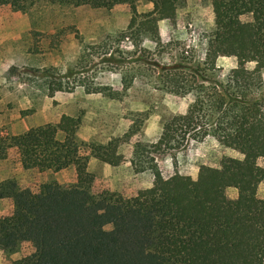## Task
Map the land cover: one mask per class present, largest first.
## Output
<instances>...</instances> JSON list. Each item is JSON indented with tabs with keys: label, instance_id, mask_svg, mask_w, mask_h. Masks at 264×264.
Masks as SVG:
<instances>
[{
	"label": "trees",
	"instance_id": "obj_1",
	"mask_svg": "<svg viewBox=\"0 0 264 264\" xmlns=\"http://www.w3.org/2000/svg\"><path fill=\"white\" fill-rule=\"evenodd\" d=\"M136 1L0 0V5L30 13L41 4L110 8L122 3L134 14ZM146 1L152 8L143 14L147 20L142 27L149 30L137 33L162 44L157 21H173L185 0ZM210 3L213 26L206 34L202 59L192 63L191 57H182L184 64H155L160 71L158 88L192 95L184 113L163 122L162 140L168 149H179L210 136L249 154V159L225 157L219 166L201 164L194 179L172 173L134 196L121 197L94 192L93 174L87 169L90 157L116 164L121 138L95 145L80 140L79 114L15 135L0 132V159L15 147L24 169L55 172L71 166L75 173L73 182L46 180L35 190L22 189L14 177L0 180V199L11 200L9 213L0 216V251L15 252L22 242L33 248L10 264H264V198L257 196L264 169L256 163L264 156V0ZM125 33L119 31L116 40ZM110 52H117L118 58L104 60L124 61L121 50ZM230 55L235 65L220 74L216 60ZM138 60L147 63L145 58ZM247 62L253 67L247 68ZM43 75L49 96L70 89L64 74L48 70ZM78 84L86 92L118 95L110 86L83 78ZM136 131L130 127L123 137ZM139 146L134 145V154L141 151ZM227 187L237 190L235 200L226 197Z\"/></svg>",
	"mask_w": 264,
	"mask_h": 264
},
{
	"label": "rangeland",
	"instance_id": "obj_2",
	"mask_svg": "<svg viewBox=\"0 0 264 264\" xmlns=\"http://www.w3.org/2000/svg\"><path fill=\"white\" fill-rule=\"evenodd\" d=\"M151 8L146 0L136 1L134 14L122 3L110 8L41 4L30 13L0 5V132L15 135L31 126L57 122L63 115L79 114L80 140L95 145L121 138L116 164L94 157L87 164L93 174L94 192L108 191L121 197L134 196L137 190L172 173L194 179L201 164L219 166L225 157L248 160L249 154L220 145L210 136L190 141L179 149L166 147L161 126L173 114L184 113L192 95L178 96L158 88L160 71L155 64H184V57H191L192 63L201 60L213 14L210 0H185L173 21H157V30H163V35L162 44H155L137 33L149 30L148 26L142 27V22L147 20L143 14ZM121 30L126 36L116 40ZM136 40L140 42L136 44ZM115 49L122 51L124 61L104 60L118 58L117 52H110ZM141 57L147 63L138 60ZM216 64L220 74H224L235 65V58L219 56ZM253 65L246 63L249 69ZM11 66L14 69L8 70ZM48 70L64 74L63 80L70 89L49 96L43 75ZM261 76L264 80V70ZM81 78L110 86L118 95L111 98L86 92L78 84ZM122 82L129 84L123 86ZM130 127L137 131L124 138ZM136 143L141 151L134 154ZM256 163L264 169V156L257 157ZM6 177H14L22 189L35 190L46 180L73 182L75 173L71 166L55 172L24 169L16 148L11 147L0 159V180ZM225 195L233 201L237 190L227 187ZM257 196L264 198V178L258 184ZM10 210L11 200L0 199V216ZM32 249L28 242H22L15 252L0 251V264H10Z\"/></svg>",
	"mask_w": 264,
	"mask_h": 264
},
{
	"label": "crops",
	"instance_id": "obj_3",
	"mask_svg": "<svg viewBox=\"0 0 264 264\" xmlns=\"http://www.w3.org/2000/svg\"><path fill=\"white\" fill-rule=\"evenodd\" d=\"M158 34L161 37L163 35V30H158Z\"/></svg>",
	"mask_w": 264,
	"mask_h": 264
}]
</instances>
